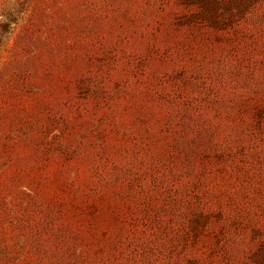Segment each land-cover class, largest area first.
Here are the masks:
<instances>
[{"label": "rangeland", "instance_id": "obj_1", "mask_svg": "<svg viewBox=\"0 0 264 264\" xmlns=\"http://www.w3.org/2000/svg\"><path fill=\"white\" fill-rule=\"evenodd\" d=\"M0 264H264V0H0Z\"/></svg>", "mask_w": 264, "mask_h": 264}]
</instances>
